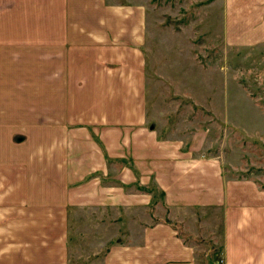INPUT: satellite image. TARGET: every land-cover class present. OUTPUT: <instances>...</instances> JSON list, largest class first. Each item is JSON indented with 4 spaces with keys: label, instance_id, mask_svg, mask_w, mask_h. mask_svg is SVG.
<instances>
[{
    "label": "crops",
    "instance_id": "obj_1",
    "mask_svg": "<svg viewBox=\"0 0 264 264\" xmlns=\"http://www.w3.org/2000/svg\"><path fill=\"white\" fill-rule=\"evenodd\" d=\"M224 13L228 43L264 44V0ZM145 43L142 5L0 0V264H69L68 220L94 209L126 227L92 264H197L159 215L186 209L220 218L211 264H264V187L221 148L227 125L148 107Z\"/></svg>",
    "mask_w": 264,
    "mask_h": 264
},
{
    "label": "rangeland",
    "instance_id": "obj_2",
    "mask_svg": "<svg viewBox=\"0 0 264 264\" xmlns=\"http://www.w3.org/2000/svg\"><path fill=\"white\" fill-rule=\"evenodd\" d=\"M113 1L142 5L146 10L148 107L175 108L174 119L185 131H196L213 120L227 125L229 132L221 148L243 169L238 175L253 177L264 187V44L228 43L226 0ZM254 112L260 116L255 119L257 127ZM163 213L159 215L171 220L182 239L194 246L197 264L214 260L212 255L219 258L217 213L193 209L177 216ZM124 215L117 209L72 214L70 222L67 219L69 264H92V253L103 250L96 248L98 238L120 236L119 227H126V222L116 219ZM144 220L137 218L136 225Z\"/></svg>",
    "mask_w": 264,
    "mask_h": 264
},
{
    "label": "trees",
    "instance_id": "obj_3",
    "mask_svg": "<svg viewBox=\"0 0 264 264\" xmlns=\"http://www.w3.org/2000/svg\"><path fill=\"white\" fill-rule=\"evenodd\" d=\"M166 223H169V221L166 220ZM205 259H206V258H205ZM209 261H210V260H209ZM209 261H208V263H207V261H206V264H210V263H212V261H213V262H217V260H211L210 262H209Z\"/></svg>",
    "mask_w": 264,
    "mask_h": 264
}]
</instances>
